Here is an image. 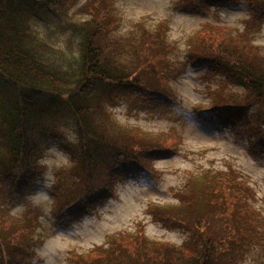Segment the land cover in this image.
I'll return each instance as SVG.
<instances>
[{"label": "trees", "instance_id": "1", "mask_svg": "<svg viewBox=\"0 0 264 264\" xmlns=\"http://www.w3.org/2000/svg\"><path fill=\"white\" fill-rule=\"evenodd\" d=\"M179 1L178 9L194 7L198 11L229 2ZM251 1L252 22L241 30L204 22L189 36L187 58L197 66L206 67L208 73L222 71L232 81L245 85L246 91L242 94L215 91L212 95L216 97L207 110L220 125L231 130L234 125L242 124L237 135H248L252 149L263 153L264 51L252 35L262 27L264 1ZM76 2L43 0L48 12L53 14H66ZM33 5L38 6L37 0H0V126L10 159L9 165L4 166L5 178L0 185L8 197L15 199L41 152L44 134L48 140L50 135L59 137L50 123L59 118L71 119L75 140L63 148L75 169H83V175L75 196L52 212L57 224L63 225L108 199L114 183L122 175L119 169L132 173L140 159L153 161L175 149L174 138L163 141L140 127L122 126L107 108L127 88H143L142 93L148 99L150 94L164 99L174 97L170 79L176 78L179 70L172 63L164 62L167 40L163 21L160 26L142 28L132 56L124 60V45L110 36L119 22L112 0L85 3L83 9L88 17L70 24V29L79 37L78 60L68 68L53 64L32 46L35 38L29 20L35 13ZM255 105L257 108L250 118L249 109ZM114 126H119L120 133H114L117 128ZM204 173L200 178L191 177L182 198L184 204L192 206L188 214L195 213L188 222L194 239L179 246L141 234L118 233L111 236L112 243L106 249L98 245L85 254L73 251L72 264H112L110 259L122 261L127 254L135 255L140 264H219L222 254L232 251L253 233L258 234L259 244L264 245V218L248 201L249 192L252 195L249 183L240 179L236 170L221 171L215 176L217 179H209L211 172ZM101 177L103 182L89 187L94 179ZM156 215L182 220L166 213ZM23 228L31 229L32 223ZM7 234L0 232L3 250L8 243ZM10 259L13 264H19L16 258Z\"/></svg>", "mask_w": 264, "mask_h": 264}, {"label": "rangeland", "instance_id": "2", "mask_svg": "<svg viewBox=\"0 0 264 264\" xmlns=\"http://www.w3.org/2000/svg\"><path fill=\"white\" fill-rule=\"evenodd\" d=\"M87 1L77 0L66 14H53L48 12L43 0H37L38 6L33 5L35 13L29 23L35 38L32 46L39 55L63 68L75 65L79 37L70 29V24L88 17L83 9ZM178 1L112 0L119 22L110 36L124 45V60L132 56L142 28L160 26L163 21L167 40L163 49L167 57L164 62L172 63L179 74L170 79L175 94L172 98L150 94L148 99L142 93L143 88H127L121 90L117 101L109 103L107 108L122 126L140 127L163 141L174 138L175 149L168 156H159L153 161L140 159L132 173L119 169L122 175L114 183L108 199L93 210L58 225L52 212L75 196L83 169H75L69 153L63 148L64 144L75 140L73 121L65 117L50 123L59 137L50 135L48 140V135L44 134L41 152L31 166L21 193L13 199L0 185V232H8L4 250L0 240V264H13L11 257L19 264H72L73 251L85 254L98 245L106 249L112 243L111 236L123 232L180 246L195 238L188 224L195 213L188 214L192 206L182 202L184 191L189 188L191 177L200 178L205 176L204 172L212 173L209 179H217L215 176L221 171L239 172V178L252 188V195L249 191V196L246 195L248 201L264 218V152L252 149L248 135H237L242 124L234 125L231 130L220 125L207 110L212 98L216 97L212 95L215 91L242 94L246 87L232 81L222 71L208 73L206 67L197 66L187 58L189 36H193L204 22L241 30L252 22L253 3L251 0H229L223 6L212 5L198 11L193 6L178 9ZM252 39L264 51V21ZM256 108L257 105L249 109L248 117L251 118ZM114 127V133H120L119 126ZM9 163L0 126V181L5 178L4 166ZM103 181L104 177L94 179L89 187ZM161 213L182 220L156 215ZM29 223H32L31 229L23 228ZM259 242L258 234L253 233L232 251L219 254V264H264V245ZM118 251L116 249L115 253ZM110 260L112 264H140L131 254L122 261Z\"/></svg>", "mask_w": 264, "mask_h": 264}]
</instances>
